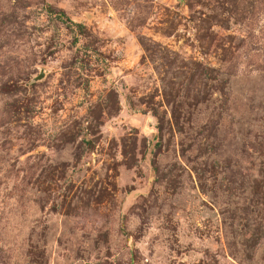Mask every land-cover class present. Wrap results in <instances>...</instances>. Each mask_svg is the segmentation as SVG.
Wrapping results in <instances>:
<instances>
[{
  "label": "rangeland",
  "instance_id": "1",
  "mask_svg": "<svg viewBox=\"0 0 264 264\" xmlns=\"http://www.w3.org/2000/svg\"><path fill=\"white\" fill-rule=\"evenodd\" d=\"M0 264H264V0H0Z\"/></svg>",
  "mask_w": 264,
  "mask_h": 264
},
{
  "label": "trees",
  "instance_id": "2",
  "mask_svg": "<svg viewBox=\"0 0 264 264\" xmlns=\"http://www.w3.org/2000/svg\"><path fill=\"white\" fill-rule=\"evenodd\" d=\"M77 26H81V25H77Z\"/></svg>",
  "mask_w": 264,
  "mask_h": 264
}]
</instances>
